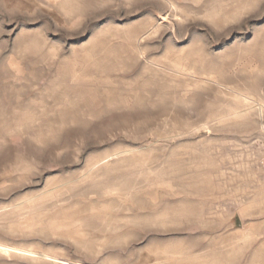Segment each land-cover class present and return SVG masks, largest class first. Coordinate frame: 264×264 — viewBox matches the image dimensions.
<instances>
[{"label": "rangeland", "instance_id": "obj_1", "mask_svg": "<svg viewBox=\"0 0 264 264\" xmlns=\"http://www.w3.org/2000/svg\"><path fill=\"white\" fill-rule=\"evenodd\" d=\"M0 264H264V0H0Z\"/></svg>", "mask_w": 264, "mask_h": 264}]
</instances>
